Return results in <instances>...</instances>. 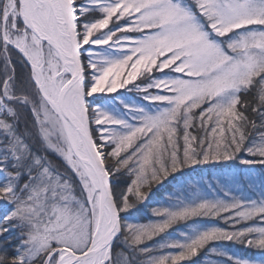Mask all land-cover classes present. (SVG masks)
Returning a JSON list of instances; mask_svg holds the SVG:
<instances>
[{
    "label": "snow or ice",
    "instance_id": "6c2138e0",
    "mask_svg": "<svg viewBox=\"0 0 264 264\" xmlns=\"http://www.w3.org/2000/svg\"><path fill=\"white\" fill-rule=\"evenodd\" d=\"M202 250L264 264V0H0V264Z\"/></svg>",
    "mask_w": 264,
    "mask_h": 264
},
{
    "label": "trees",
    "instance_id": "16d2710c",
    "mask_svg": "<svg viewBox=\"0 0 264 264\" xmlns=\"http://www.w3.org/2000/svg\"><path fill=\"white\" fill-rule=\"evenodd\" d=\"M54 159H56L54 157ZM57 163H61L59 160H56ZM204 177L207 178L209 173L208 171H205L203 173ZM192 178L195 180L199 179V177L196 175V174H193L192 175ZM174 183L173 184H169L166 186V188H163L166 190V192L164 191L163 195L161 196H154L152 198H156V200L153 202V204L155 206H158V204H163V202L167 199V196H168V192L169 191H172V190H175V187H174ZM243 188H244V191L247 195H256V196H259V186H258V182H256L255 184H248V183H245L243 185ZM155 190V189H154ZM162 190V188L160 189ZM154 206V207H155ZM138 222H141V223H146V222H149L150 220H155L156 217H154L151 213V208L150 206L145 209V214L138 217ZM207 218H193L192 220H189L187 222H181L180 224L178 225H174L172 229H169L168 232L173 235V234H176L178 235V232H179V229L178 228H182V230H186V228L188 226H191L193 224H195L196 221H203ZM209 220V223L208 224H202V225H210V224H215L217 226H221V227H226V225L223 224V222L221 220ZM159 239V238H157ZM149 243H152V242H149ZM224 246L226 248H230L233 252L236 253L237 256H243V257H247L249 255H251V251L250 250H247L245 248H243L242 246L240 245H235V244H232L231 242H223ZM195 261H197V264H217L218 261H220L222 258L221 257H217L215 255H211L207 252V250H202L200 255L196 258H193ZM185 264H191V262H185Z\"/></svg>",
    "mask_w": 264,
    "mask_h": 264
},
{
    "label": "bare ground",
    "instance_id": "6f19581e",
    "mask_svg": "<svg viewBox=\"0 0 264 264\" xmlns=\"http://www.w3.org/2000/svg\"><path fill=\"white\" fill-rule=\"evenodd\" d=\"M193 180H195V178H194ZM257 182H258V180H257ZM174 184H175V183H174ZM174 187H175V185H174ZM164 191L166 192V190L162 188V190H160V191L157 193V196H161V195H163ZM151 199H152L153 202L156 200V198H151ZM153 202L149 205L150 208H152V207L155 206V205L153 204ZM208 223H209L208 218L205 219V220H203V221H196V222H195V224H200V225H202V224H208ZM178 229H179V231L182 230V228H178ZM186 230H187V228H186ZM173 235L176 236V234H173Z\"/></svg>",
    "mask_w": 264,
    "mask_h": 264
},
{
    "label": "rangeland",
    "instance_id": "374dc122",
    "mask_svg": "<svg viewBox=\"0 0 264 264\" xmlns=\"http://www.w3.org/2000/svg\"><path fill=\"white\" fill-rule=\"evenodd\" d=\"M146 103V102H145ZM172 236H175V235H172Z\"/></svg>",
    "mask_w": 264,
    "mask_h": 264
}]
</instances>
